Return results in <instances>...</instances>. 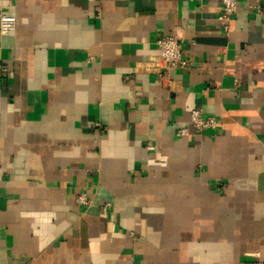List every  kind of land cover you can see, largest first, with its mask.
<instances>
[{
	"label": "crops",
	"instance_id": "obj_1",
	"mask_svg": "<svg viewBox=\"0 0 264 264\" xmlns=\"http://www.w3.org/2000/svg\"><path fill=\"white\" fill-rule=\"evenodd\" d=\"M0 12V264H264V0L227 32L219 0ZM161 35L187 58L168 81L144 68Z\"/></svg>",
	"mask_w": 264,
	"mask_h": 264
},
{
	"label": "built area",
	"instance_id": "obj_2",
	"mask_svg": "<svg viewBox=\"0 0 264 264\" xmlns=\"http://www.w3.org/2000/svg\"><path fill=\"white\" fill-rule=\"evenodd\" d=\"M221 13L219 20L222 23L224 31L229 30L230 21L236 12L238 0H219ZM15 27V18L12 15L0 12V34L6 35ZM158 53L150 56L144 64V68L156 74L162 80H167L168 71L176 66L185 67L187 58L184 56L180 38L177 35H161L156 39ZM7 74V67L0 64V77ZM189 126L196 131L205 129H215L217 121L213 116H203L199 107H193L190 110ZM179 134H186L187 127L182 126L178 129ZM76 202L79 204L87 203L84 194L76 196ZM260 264V263H257Z\"/></svg>",
	"mask_w": 264,
	"mask_h": 264
}]
</instances>
